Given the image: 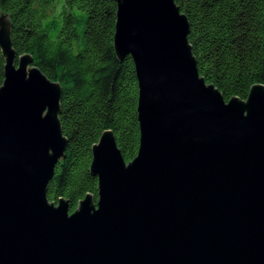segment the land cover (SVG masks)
<instances>
[{
  "label": "water",
  "instance_id": "water-1",
  "mask_svg": "<svg viewBox=\"0 0 264 264\" xmlns=\"http://www.w3.org/2000/svg\"><path fill=\"white\" fill-rule=\"evenodd\" d=\"M116 56L138 84L139 145L110 130L91 149L88 194L46 196L64 156L60 86L17 56L0 14V264H264V85L225 101L199 75L174 0H114Z\"/></svg>",
  "mask_w": 264,
  "mask_h": 264
},
{
  "label": "trees",
  "instance_id": "trees-1",
  "mask_svg": "<svg viewBox=\"0 0 264 264\" xmlns=\"http://www.w3.org/2000/svg\"><path fill=\"white\" fill-rule=\"evenodd\" d=\"M188 22L187 41L199 75L221 93L247 98L264 85V0H174ZM17 56L60 86L59 120L66 138L46 196L66 200L69 212L90 195L97 178L89 171L92 146L110 130L125 162L138 150V84L129 55L113 46L114 0H0ZM4 58L0 52V85Z\"/></svg>",
  "mask_w": 264,
  "mask_h": 264
}]
</instances>
